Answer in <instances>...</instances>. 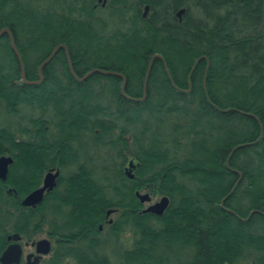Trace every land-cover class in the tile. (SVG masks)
Masks as SVG:
<instances>
[{
	"label": "trees",
	"instance_id": "16d2710c",
	"mask_svg": "<svg viewBox=\"0 0 264 264\" xmlns=\"http://www.w3.org/2000/svg\"><path fill=\"white\" fill-rule=\"evenodd\" d=\"M6 28L25 80L5 35L0 145L48 128L104 160L96 185L53 197L46 264H264V0H0ZM59 46L71 65L62 48L40 79ZM144 188L169 197L162 217L141 214Z\"/></svg>",
	"mask_w": 264,
	"mask_h": 264
},
{
	"label": "flooded vegetation",
	"instance_id": "af4514ba",
	"mask_svg": "<svg viewBox=\"0 0 264 264\" xmlns=\"http://www.w3.org/2000/svg\"><path fill=\"white\" fill-rule=\"evenodd\" d=\"M107 1L99 0V4L105 7ZM47 129L29 128L30 144H18L19 135L16 133L17 143L0 145V152L6 153V155H0V158L13 159V164L8 167L6 180L0 178V260L10 247L18 245L21 248L19 264H27L35 260H38V264H46L52 257L58 240L50 226L53 206L61 203L53 201V197L59 192L72 193L74 185L77 183L84 181L85 186L87 184L94 185L98 179V168L104 160L99 148L94 145L93 138L90 139V144L50 145L46 142H50L53 133L57 132ZM93 132L98 131L83 130L79 133L91 135ZM64 149L69 151V155H65L69 160L62 159L63 153L60 155L61 159L58 155ZM54 150H57L58 154H54ZM106 157L110 159V157ZM131 164L129 158L124 169H127ZM57 173H59L56 179L57 186L52 191L46 190L39 204L26 205V199L44 187L46 177ZM142 205L143 210L150 206ZM63 208L65 209V206ZM112 210L114 212L110 217H107L108 211ZM117 218H119V213L116 212V209L109 208L106 211L104 221L106 228L103 224L100 225L102 229L99 226L102 235L109 233L107 226L112 225L113 223L110 224V221L114 222ZM99 238L100 234L90 229L78 237L77 241H97ZM42 240H48L51 244V251L46 256L37 252V245ZM69 245H72V242L67 244V246ZM0 264L2 263L0 262Z\"/></svg>",
	"mask_w": 264,
	"mask_h": 264
},
{
	"label": "water",
	"instance_id": "95a60500",
	"mask_svg": "<svg viewBox=\"0 0 264 264\" xmlns=\"http://www.w3.org/2000/svg\"><path fill=\"white\" fill-rule=\"evenodd\" d=\"M184 14H185V9H182L177 15L181 19ZM5 35H7L9 37L10 42H11V47L19 59V62L22 66V78H23V80H25V69H24L23 59H22L21 54L15 45L13 35L8 28L0 31V38L5 36ZM62 48L66 51L68 62L71 65V61H70L68 52L66 50V47L65 46H59L58 48H56L53 51L51 56L40 66V68H39L40 79H42V70L50 63V61L55 57V55L58 53V51ZM203 59H206V58H203ZM150 69H149V72H150ZM96 72H102L104 74H108L107 72H104V71L95 70V71L90 72L84 79H86L88 76H90L91 74L96 73ZM148 77H149V73L147 74V77L145 80V88L147 87V84H148ZM124 85H125V83H124ZM12 164H13L12 158H8V157H1L0 158V178L2 180H6L8 167ZM126 175L128 176L129 179H131V180L134 179L133 164H131L130 167L126 170ZM58 176H59V173H57L55 175H53V174L48 175L45 179L44 187L42 189L32 193L26 199L25 204L26 205L39 204L43 199L44 192L46 190L52 191L57 186L56 179L58 178ZM136 197L138 198V200L140 201L141 204H148V203H151V201H152V198L149 194H145V193L142 194L140 192H137ZM169 206H170V199H169V197L164 196L159 202L152 204L149 207H147L146 209H144L141 212V214H152V215H155L157 217H162L165 214V212ZM113 212H114L113 210L108 211L107 217H110ZM112 223H113V221H110V224H112ZM100 229H102V226H100ZM20 250H21V248L18 245L10 247L1 257L0 262L2 264H19L20 258H21V251ZM50 251H51V244L48 240H42L38 243V245H37L38 254L46 256L50 253ZM27 264H38V260H35L34 262H28Z\"/></svg>",
	"mask_w": 264,
	"mask_h": 264
},
{
	"label": "rangeland",
	"instance_id": "374dc122",
	"mask_svg": "<svg viewBox=\"0 0 264 264\" xmlns=\"http://www.w3.org/2000/svg\"><path fill=\"white\" fill-rule=\"evenodd\" d=\"M11 121H12V119H11ZM140 193L149 194L151 196V198H152L151 203L146 204V206L154 204L156 202H159L161 200V198L164 197L163 195H160V194L156 193V189L155 188H153V189L152 188H150V189H148V188L145 189L144 188L142 191H140ZM105 228H106V226H105ZM126 239L127 240H126L125 243H126L127 247H129L131 242H132V238H131L130 233L127 234V238ZM113 262H114V264H120V259L116 256V258L113 259Z\"/></svg>",
	"mask_w": 264,
	"mask_h": 264
}]
</instances>
